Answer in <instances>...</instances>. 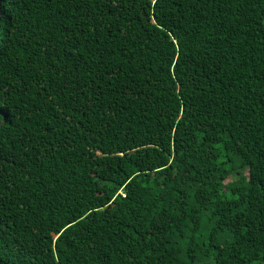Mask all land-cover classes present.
<instances>
[{
  "label": "trees",
  "instance_id": "16d2710c",
  "mask_svg": "<svg viewBox=\"0 0 264 264\" xmlns=\"http://www.w3.org/2000/svg\"><path fill=\"white\" fill-rule=\"evenodd\" d=\"M0 111V264H264V0H0Z\"/></svg>",
  "mask_w": 264,
  "mask_h": 264
},
{
  "label": "snow or ice",
  "instance_id": "6c2138e0",
  "mask_svg": "<svg viewBox=\"0 0 264 264\" xmlns=\"http://www.w3.org/2000/svg\"><path fill=\"white\" fill-rule=\"evenodd\" d=\"M0 115H3L2 111H0Z\"/></svg>",
  "mask_w": 264,
  "mask_h": 264
},
{
  "label": "water",
  "instance_id": "95a60500",
  "mask_svg": "<svg viewBox=\"0 0 264 264\" xmlns=\"http://www.w3.org/2000/svg\"><path fill=\"white\" fill-rule=\"evenodd\" d=\"M4 123H5V120L2 122V124H4ZM2 124H1V125H2Z\"/></svg>",
  "mask_w": 264,
  "mask_h": 264
}]
</instances>
